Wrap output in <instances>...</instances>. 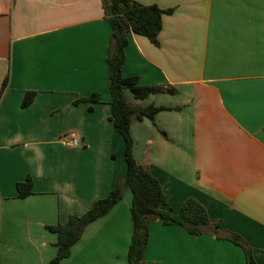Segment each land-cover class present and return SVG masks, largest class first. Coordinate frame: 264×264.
<instances>
[{
    "label": "crops",
    "instance_id": "obj_1",
    "mask_svg": "<svg viewBox=\"0 0 264 264\" xmlns=\"http://www.w3.org/2000/svg\"><path fill=\"white\" fill-rule=\"evenodd\" d=\"M171 10L157 45L132 32L124 77L174 90L135 99L166 108L133 119V156L177 214L188 198L264 264V0H133ZM111 27L101 0H0V264H48L46 227L82 216L125 178L124 142L109 121L106 57ZM25 92H35L21 107ZM98 94L100 103L73 105ZM74 134L76 147L61 138ZM32 179V195L16 184ZM131 192L89 224L60 264H127ZM142 264H245L214 235L153 220Z\"/></svg>",
    "mask_w": 264,
    "mask_h": 264
},
{
    "label": "trees",
    "instance_id": "obj_2",
    "mask_svg": "<svg viewBox=\"0 0 264 264\" xmlns=\"http://www.w3.org/2000/svg\"><path fill=\"white\" fill-rule=\"evenodd\" d=\"M104 14L111 27L109 48L106 57L108 68V89L110 94L111 113L109 121L124 142V161L126 175L124 179L116 177L115 187L104 199L94 202L82 216L71 215L67 222L48 226L46 229L55 234L57 249L55 257L48 264H60L70 255L71 248L78 242L84 229L94 221L106 216L110 210L122 200L124 189L131 192L130 219L132 236L127 251V264H142L144 249L148 241V225L159 220L163 225L175 226L186 230L192 236L203 234L214 235L216 239L228 240L240 247L245 255V264H255L251 250L237 235L221 232L219 223L209 218L206 208L193 198L186 199L179 212L173 214L165 211L168 197L164 194L159 182L133 156V140L130 125L133 119L153 120L156 113L165 110L163 107H133L125 97L128 90L135 99L143 100L150 95L159 93L173 94L174 90L161 86H140L137 77H124L122 66L125 60L124 48L128 43L130 32L143 36L157 45V36L162 28V15L171 10H161L156 5L145 6L133 0H101ZM8 77L2 83L0 96L6 88ZM35 97V92H25L21 107H27ZM88 103V112L92 105L100 103L98 94L74 100L73 105ZM17 199H25L32 195V179L27 177L24 182L17 183Z\"/></svg>",
    "mask_w": 264,
    "mask_h": 264
},
{
    "label": "built area",
    "instance_id": "obj_3",
    "mask_svg": "<svg viewBox=\"0 0 264 264\" xmlns=\"http://www.w3.org/2000/svg\"><path fill=\"white\" fill-rule=\"evenodd\" d=\"M62 144L69 147H76L78 145V139L74 134H67L61 138Z\"/></svg>",
    "mask_w": 264,
    "mask_h": 264
}]
</instances>
